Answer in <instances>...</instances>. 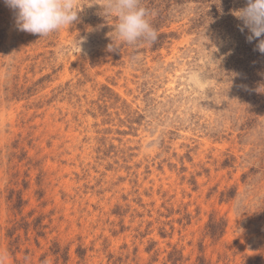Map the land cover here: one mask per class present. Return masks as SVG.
<instances>
[{
    "label": "rangeland",
    "instance_id": "1",
    "mask_svg": "<svg viewBox=\"0 0 264 264\" xmlns=\"http://www.w3.org/2000/svg\"><path fill=\"white\" fill-rule=\"evenodd\" d=\"M103 2L40 37L0 0V264H264L246 0H139L133 44Z\"/></svg>",
    "mask_w": 264,
    "mask_h": 264
},
{
    "label": "clouds",
    "instance_id": "2",
    "mask_svg": "<svg viewBox=\"0 0 264 264\" xmlns=\"http://www.w3.org/2000/svg\"><path fill=\"white\" fill-rule=\"evenodd\" d=\"M15 10L16 25L19 30L40 37L70 26L78 19L76 0H4ZM139 0H104L103 14L115 17V35L119 42L135 43L139 38L156 39V32L146 19L145 9L139 7ZM242 21L240 30L248 29V42L258 39L256 49L264 54V0H246V6L234 12ZM109 51L115 49L108 45Z\"/></svg>",
    "mask_w": 264,
    "mask_h": 264
},
{
    "label": "trees",
    "instance_id": "3",
    "mask_svg": "<svg viewBox=\"0 0 264 264\" xmlns=\"http://www.w3.org/2000/svg\"><path fill=\"white\" fill-rule=\"evenodd\" d=\"M217 226H218L217 223L211 221V222L209 223V225H208V227H209V230H208V231H209L211 234H214V233L217 231Z\"/></svg>",
    "mask_w": 264,
    "mask_h": 264
}]
</instances>
